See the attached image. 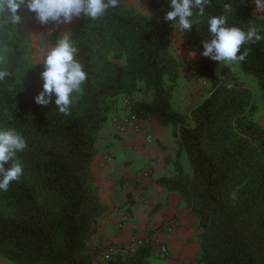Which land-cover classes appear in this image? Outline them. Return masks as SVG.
<instances>
[{"label": "trees", "instance_id": "16d2710c", "mask_svg": "<svg viewBox=\"0 0 264 264\" xmlns=\"http://www.w3.org/2000/svg\"><path fill=\"white\" fill-rule=\"evenodd\" d=\"M143 3L147 13L121 0L98 20L78 17L70 34L87 80L73 94L68 116L59 113L55 96L47 106L34 102L44 66L27 58L21 9L18 25L0 23V70L11 73L0 82V130L14 129L27 142L16 154L20 179L0 191L1 258L14 264H91L87 239L108 212L91 169L94 144L124 95L139 119L172 127L191 168L186 174L174 162V177L156 181L178 193L197 220L200 256L181 264H264V129L253 120L252 93L208 57L195 67L210 84L208 96L188 113L177 111L172 98L183 65L170 52L174 22L164 20L170 0ZM225 4L231 11L225 12ZM221 15L228 27L255 26L264 36V20L244 0H211L204 16L192 18L200 22L181 32L182 44L203 52L201 42L211 39L207 21ZM245 50L248 56L238 66L257 79L264 101V39L243 45L240 54ZM141 84L152 98L133 101ZM150 248L103 264H151Z\"/></svg>", "mask_w": 264, "mask_h": 264}, {"label": "crops", "instance_id": "0c3cea01", "mask_svg": "<svg viewBox=\"0 0 264 264\" xmlns=\"http://www.w3.org/2000/svg\"><path fill=\"white\" fill-rule=\"evenodd\" d=\"M244 1L264 20V12L256 11L253 0ZM142 2L124 0L127 6L147 13V5ZM77 20L78 18H74L71 23L66 24L70 27V33ZM174 35L170 52L174 57H178L186 69L192 62L208 58L201 55L202 51H191L184 46L181 32L175 31V28ZM124 63V60L119 61L121 65ZM188 79L184 69H181L172 98L173 103H176V100L179 102L174 107L181 113L189 112L209 94V90H205L208 88L207 84ZM144 91V84H141L140 90L134 92L131 99L143 100ZM151 98L152 93L149 91L148 100ZM127 100L124 95L118 97L107 124L95 140L97 152L91 169L101 202L108 208V212L98 219L95 231L87 239L88 253L92 258L95 250L105 243L123 247L131 239L141 238L150 243L151 253L156 256L159 255V245L167 248V254L164 255L167 258L166 264L194 263L200 256V231L197 229V220L189 214L178 193L168 191L156 183L160 178L174 177V162L182 166L184 173L191 174V168L185 167L186 155L173 136L170 125L162 126L154 120L140 119V126L145 129V134L152 138L149 144L145 142L144 135L135 129L128 128L126 132L118 133L116 126L127 114ZM257 122L264 129V117L259 118ZM106 157H109L110 161H106ZM147 167L152 168V174L141 186L138 179ZM124 213L128 214V218L121 223L120 218Z\"/></svg>", "mask_w": 264, "mask_h": 264}, {"label": "clouds", "instance_id": "9594fccd", "mask_svg": "<svg viewBox=\"0 0 264 264\" xmlns=\"http://www.w3.org/2000/svg\"><path fill=\"white\" fill-rule=\"evenodd\" d=\"M210 3L211 0H170L172 10L166 13L164 20L174 22L171 25L180 32L191 31L193 23L200 22L192 18L204 16L205 8ZM253 3L257 12H264V0H253ZM120 4L121 0H0V23L18 25L21 17L17 13L22 6L35 14L38 23L46 25L71 23L81 15L95 21ZM224 10L226 13L231 11V5L225 4ZM207 25L211 39L201 42V55L225 64L245 61L248 51L240 54L241 47L264 39L255 26H249L247 31L226 26V15L210 17ZM78 51L71 34L62 36L45 48L41 54L44 65L42 91L34 98L37 105L47 106L55 96L54 103L59 113L70 115L72 96L82 92V85L87 80L83 65L76 59ZM0 63H3V58H0ZM10 76L9 71L0 70V82ZM228 87L231 88V85ZM26 147V140L16 130H0V191L6 192L10 183L20 179L23 166L16 160V154Z\"/></svg>", "mask_w": 264, "mask_h": 264}, {"label": "rangeland", "instance_id": "374dc122", "mask_svg": "<svg viewBox=\"0 0 264 264\" xmlns=\"http://www.w3.org/2000/svg\"><path fill=\"white\" fill-rule=\"evenodd\" d=\"M21 12H22V17H23V30H24L26 44H27L26 46L27 58L30 62H36L44 66L43 63L41 62L42 52L45 50L46 47L54 44L62 36L66 34H70V27H67L66 24L64 23H61V24L49 23L46 25H42L36 21L35 14L29 12L27 8L24 6L21 7ZM175 31H178V30L175 29ZM202 60L204 59L202 58L201 61ZM197 63L199 62H196V61L192 62V64H190L187 67V69L190 66H193V65L196 66ZM217 64L220 66L222 63L217 61ZM223 64L227 66L237 76L238 80L241 83H243L245 86H247L249 90L251 91L252 98H253V104L256 106V111L253 115V120L257 122L259 118H262V116L264 117V101L261 97V93L257 85V79L252 75H247L243 73L240 70L238 63H231V64L223 63ZM182 65L184 67L183 69H184L185 75L189 79H192L193 81H195V79L192 78L191 74H189V70L187 71L186 66H184V64ZM191 70H194V69H191ZM207 87L208 88H205V90L208 91L210 89V84L209 85L207 84ZM144 93H145V96L143 97L144 98L143 100H148L149 92L144 91ZM177 102L178 101L176 100V103H173L175 107H176ZM185 167H187V169H190L187 161L185 162ZM158 256L152 253L150 263L151 264H166V259H167L166 256H163V255L159 257ZM92 258H94V256H92ZM0 264H14V263L0 257ZM100 264H103V263L101 262Z\"/></svg>", "mask_w": 264, "mask_h": 264}, {"label": "built area", "instance_id": "2783aa9c", "mask_svg": "<svg viewBox=\"0 0 264 264\" xmlns=\"http://www.w3.org/2000/svg\"><path fill=\"white\" fill-rule=\"evenodd\" d=\"M144 1H149V0H142ZM196 66H190L187 71L189 70V74H191L192 78L195 79L196 81L200 82L201 84H206V81L203 80L202 78H200L197 74L196 71ZM194 69V70H191ZM125 106H126V111L127 114L125 117H123L119 124L116 126V131L118 133H124L126 132V130L128 128H132L135 129L139 132H141L144 135V140L147 144L152 142V138L150 135L145 134V129H143V127L140 126V119L131 111V102L129 100H127L125 102ZM106 161H110L109 157H106ZM152 174V168L151 167H147L143 170V172L141 173L138 181L140 183V185L142 186V184L148 180L151 177ZM128 218V214L124 213L121 218H120V222H125ZM148 242L144 239L141 238H133L130 240V242L128 244H126L125 246H116L113 245L111 243H105L104 245H102L100 248L95 250V255L94 258H91V264H100L101 262H107L111 259H113L115 256H118L119 253H123V254H132L135 253L138 249L142 248V247H147L148 246ZM158 253L159 255H166L167 254V248L164 245H159L158 247Z\"/></svg>", "mask_w": 264, "mask_h": 264}]
</instances>
